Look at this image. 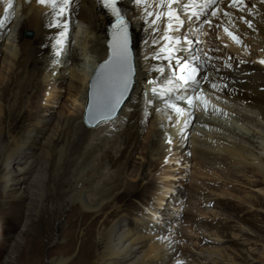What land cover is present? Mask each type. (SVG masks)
<instances>
[{
	"label": "bare ground",
	"instance_id": "bare-ground-1",
	"mask_svg": "<svg viewBox=\"0 0 264 264\" xmlns=\"http://www.w3.org/2000/svg\"><path fill=\"white\" fill-rule=\"evenodd\" d=\"M20 1L24 18H20L18 27L14 26L17 29L12 27V30H16L20 40L25 26L35 27L36 30V46L31 51L30 67L22 70L21 93L29 98L30 105L37 112L22 130L14 131L11 128L15 123L7 122L0 99V184H3L4 193L8 196L13 193L15 199L31 197L24 219L25 228L21 233L32 230V221L40 219L41 205L49 199L52 209L54 201L58 203V208H63L64 203L67 207L76 208L80 224L89 219V225L82 228V243L79 246L82 264H264V235L251 234L252 228L234 224L231 239L243 245L242 250L230 245L229 237L224 235L233 222L227 211L236 208V203L226 195L207 200L211 215L208 224L214 230L202 235L206 249L199 254L198 260L176 256L173 240L163 234L165 226L162 223L167 222L168 211L159 213L156 210L158 205H155V208H147L150 213L143 214L131 207L133 199L122 200L125 194L144 200L155 186V180L145 172V167L156 168L159 162L156 160L165 158L170 161L176 156L208 164L213 172L211 181L214 186L243 179L264 188V144H256L255 140L256 136L260 138L258 140H264V131L256 127L249 130L250 122L257 125L264 123V63H260L264 60V0H236L235 4L233 0H219L212 4L207 0L125 2L123 11L130 19L136 84L130 100L116 118L88 128L83 111L89 79L97 64L108 55V13L102 8L100 0H72L59 16L55 14L58 9L54 10L51 4L41 5L38 0ZM58 2L62 3V0ZM10 3L11 0H5L0 7V23L3 22L0 28L5 26L6 32L11 30V19L15 17V14L3 17L10 12L6 9ZM170 11L173 13L171 19L168 16ZM213 12L216 14L212 15ZM207 13L212 21L219 23L212 32V39L219 42V50H214L220 55L214 58L216 63L207 62L196 52L200 47L192 44L202 43L196 40L200 37L197 20ZM157 16L160 19H156ZM245 20L252 24L251 28ZM75 24L84 28L79 40L81 53L77 50L76 54H69L74 61H69V58L64 61V57L55 59L39 74L37 67L42 61L36 53L42 51L48 36L59 32L65 25L70 29L66 36L62 37L60 33L57 37L63 40L59 54L67 46L66 40L73 33ZM224 28L238 35L242 43L235 42ZM5 46L8 65L14 66L20 50L14 44ZM168 48L172 49V59L165 50ZM78 54L84 57L85 64L76 65L79 64ZM177 58L181 64L189 62L199 69L196 82L184 85L187 89L176 84L169 85V81L161 83L165 74L172 76L174 67L179 75ZM166 65H169L168 69H165ZM56 81L66 82L72 89L74 101L79 104V114L58 122L46 139H41L42 129L48 127L45 126L46 116L40 114L42 107L37 102L40 90L36 91L34 87ZM150 88H155V91L147 101ZM212 94L220 100H215ZM190 96H195L191 104L187 102ZM203 97L224 108L222 114L229 115L227 121L220 120L219 116L212 119L211 111L199 105V98ZM173 104L183 109V113H178ZM143 111L145 117L150 114L151 125L156 132L163 133L161 138L166 142L161 150L156 151L161 138H152L146 148L158 155L157 158L149 159L147 165L128 173L129 155L125 158V154L139 145L138 135L144 129L140 120ZM237 117L249 123L248 129L247 125L244 128L239 124ZM195 121L199 122V126L194 133ZM187 145L189 148H186ZM38 147L41 152L36 154ZM13 162L17 164L16 170L11 168ZM143 179L148 181L140 190L139 183ZM168 188L171 185L167 183L158 186L156 200H162ZM260 200L264 206V194H260ZM152 214L166 215L157 222L161 225L151 222ZM71 234L63 237L61 242L65 244L72 240L74 243ZM17 239L22 245L25 243L24 238ZM65 245H70L66 256L52 257L49 263L68 262L74 245Z\"/></svg>",
	"mask_w": 264,
	"mask_h": 264
},
{
	"label": "rangeland",
	"instance_id": "rangeland-1",
	"mask_svg": "<svg viewBox=\"0 0 264 264\" xmlns=\"http://www.w3.org/2000/svg\"><path fill=\"white\" fill-rule=\"evenodd\" d=\"M4 2L5 0H0V7L4 4ZM6 9L10 12H6L3 15L4 18L10 16L11 14H15V17L11 19L12 22L9 26L11 27V30L6 32V29L4 30L5 26L0 28V99L6 114L5 116L7 122L15 123L14 127L11 129L19 132L26 126V124L31 122L32 116L37 112L36 108L30 105L31 103L29 98L26 97V95L22 96L21 93L22 83L24 80V77H22V70L30 67L31 51L32 48L36 46V30L35 27L33 28L29 25L25 26L21 32L20 40L16 30L14 31V29H17L20 23V18H24V16H22V2L20 0H11V3L6 7ZM197 21V24L200 25L198 28L200 37H197L196 40H201L202 43L194 42L192 44L200 47V49H197L196 52L199 53L201 57L203 56L207 62L210 61L209 63H216L214 58H219L220 55L215 53L214 50H219V42L212 39V32H215L219 23L217 21H212L208 13L200 16ZM209 21H211L212 24L209 23ZM2 23H0V25H2ZM14 26L17 27L15 28ZM75 26L76 27L73 29V33H71V36L66 40L69 45L67 43V46L65 47L66 49H62L63 53L61 50L58 54L59 50L63 46V43L58 44L57 37L61 33V30L65 29V26H62L59 32L55 31L48 36L42 51L36 53L39 59L42 61L37 67L39 74L45 70L46 66L49 63H52L55 59L64 57V61L68 58L69 61H72L74 57L69 56V54H76L77 52L75 51L77 50L81 53L82 49L80 47L79 40H81V32L84 28L82 25L80 26L75 24ZM12 27L14 28L13 30ZM29 32H31L30 35H28ZM68 32L70 33V29H67V33ZM210 42H212V45ZM5 43L14 44L20 50L14 66L8 65V50L5 46ZM22 43L23 47L21 49ZM78 58L79 64L77 63V66L80 64H85V60H83L84 57L81 54H78ZM167 68H169L168 65H166L165 69ZM164 76L169 77L168 74H165ZM170 78L167 79L169 80ZM162 81L166 82L164 78L163 80L161 79V82ZM41 85L43 87H41ZM152 87L154 86L152 85ZM34 89L36 91L40 90L37 102L42 107L40 114L46 116L45 126L47 125L48 127L47 129H42L43 134L39 135L41 139H46L49 133H51V130L55 129L58 122L79 114V104L74 101V92L66 82L63 83L61 81H56L52 84L41 83L35 86ZM153 89L155 88H150V91H147V101L150 100ZM212 96L215 98V100H220V97H216L214 94H212ZM199 99V105L202 108L206 107L207 110L211 111L212 114H210L212 119H214L213 116L217 119L219 116V119L223 121L228 118L229 115L222 114L224 113L222 110L224 108L220 107V105H217L214 101H211L205 97ZM145 114L146 113L144 111L140 113V120L143 123L144 129L142 133L138 135L139 145L133 151L131 150L130 153L125 154V158L127 155H129V160L127 162L129 165L127 169L128 173H130L134 168L147 165L149 159H155L158 156L150 153L147 150L146 145L150 144L152 138H155L156 136L161 138L163 133H158L154 130L153 124L151 125L152 121L150 114L146 117ZM236 120H238L239 124H242L244 128L247 125L246 128L248 129L249 123H247V121H244L238 117ZM206 124L210 125L209 123ZM198 126L199 122L195 121L193 124L194 133L197 132V129L195 128ZM255 127L258 128V130L264 131L263 122H260V125H257L256 122H254V124L253 122H250L249 130L252 131V129ZM218 128L225 133H229L227 130L221 129L220 127ZM10 135L11 134H9V136ZM237 137L238 139H241V137ZM258 138V136L255 138V140L257 139L256 144H264V140H258ZM8 140H11V136L8 137ZM165 142L166 139L161 138L159 145H157L156 151L161 150L163 143ZM186 148H189L188 145ZM40 152L41 148L38 147L36 154H39ZM156 161H159L157 162L156 168L148 166L145 167V172L155 180V186L151 188L150 192L147 194V197L140 201L137 200L139 196L137 198H133L131 195L125 194L122 200L124 199L126 201L133 199L132 203L130 204L133 205L131 207L135 208L138 212H142L143 214L150 213L147 208H155V205H158L156 210L159 211V213L165 210L169 212L167 216L164 214H152L153 218H150V220L156 224L162 219V217L166 216L165 220L167 222L162 223L165 226L163 229V234L166 235L167 238L170 237L169 240H173L172 245L176 249V256L183 257L185 260H198L199 254L205 251L206 242L202 239V235L205 233L209 234L210 231L213 232L212 230H214V228L212 229L208 224V219L211 215L207 200L212 197L216 198L226 195L231 200H233L234 203H236L235 210L232 209L231 211H227V214L229 217H231L233 222H231L230 227L224 231V235L227 238L229 237L227 240L230 245H233L234 247L236 246V248L239 250L243 249V245L236 243L231 239V231L234 224L242 225L247 229L252 228L253 231H250L251 234L256 233L257 236L264 235V206L260 204V194H264V188L257 186L252 181H243V179L241 181L238 180L237 182H234L233 180V183L228 182V184L225 185L221 184L220 186H214L211 181L213 172L211 171L210 167L208 164L206 165V163L197 159L195 160L191 158L190 160L185 159L182 156H176L175 159L170 161H167L165 158H161ZM11 168L16 170L17 164L13 162ZM31 178H33V174ZM147 181V179H143L139 183L140 190L146 186ZM163 183L170 184L171 188H168L162 197L163 199L158 201L155 198L157 194L156 189ZM237 185L241 188L239 189ZM32 192L31 194H33ZM12 194L10 196L5 194L3 184H0V264H10L6 255L9 250L12 251L13 249H15L14 252L16 254L18 253V255L17 259L15 258L12 260V264H51L49 263L50 258L66 256L69 250L68 247L70 245L68 246L65 244L74 245L72 249L73 254H71V257L66 264H82L79 246L82 243V228H84L86 225H89V219H86L83 222L84 224H80L76 208L72 209V207H69L70 205L67 207L65 203L63 208H58V203L52 200L55 203V207L52 209L53 204L49 199H47L41 205L40 219L32 221L33 223L30 225L32 230L30 232L25 231L24 234L21 233V231L25 228L24 219L27 217V211L29 208L28 204L31 200V197H27L24 200H19L13 198L14 196ZM238 202H241L240 204H242V206ZM242 211L244 212L243 215L240 214L243 213ZM82 224L84 225L83 227ZM157 224L161 225V223ZM69 233H72L71 235H73L74 243H72V240L69 241V243H62L61 240L63 237H68L67 235ZM19 237L25 239V243H23V245L21 242H19V239H17ZM92 255L93 253L91 252V256Z\"/></svg>",
	"mask_w": 264,
	"mask_h": 264
},
{
	"label": "snow or ice",
	"instance_id": "snow-or-ice-1",
	"mask_svg": "<svg viewBox=\"0 0 264 264\" xmlns=\"http://www.w3.org/2000/svg\"><path fill=\"white\" fill-rule=\"evenodd\" d=\"M41 5L51 4L53 9L56 11V15L59 16L65 12L66 8L71 5L72 0H62V3L58 0H38ZM146 0H135L136 4L145 3ZM175 2V0H170ZM209 4L215 3V0H207ZM103 6L108 8L113 15L116 17V25H114V31L112 34V40L110 41L111 55L103 60L99 64L98 70L96 71L94 78L90 83V99L87 104V119L91 124L93 122L100 123L109 121L115 115L118 106L124 101L125 97L129 93L133 85V78L135 76V67L133 65V57L130 48V39L128 35V24L121 14L120 8L117 7L118 0H102ZM236 3V0H233ZM147 11V9H145ZM218 11V9H217ZM216 13L213 12L212 15ZM169 18L173 17V13H168ZM156 19H160L159 16ZM178 19V16L176 17ZM180 23H183L182 21ZM211 23V21H209ZM245 23L249 28L252 24L245 20ZM224 31L237 43H242L240 37L234 32L229 31L228 28H224ZM67 35V25H65V31L61 32V36ZM166 39H169L166 37ZM58 44H62L63 40H58ZM169 53V58L172 59V49H165ZM176 63L180 65L179 75L177 69H172L173 77L178 76V80L182 81L183 84H177L176 80H170L169 85L176 84L177 87L188 85L189 82H196V75L199 69L189 62L183 64L177 58ZM264 63V60L260 61ZM160 71H163L160 69ZM213 88L216 85H212ZM171 90V89H168ZM155 91V89H153ZM193 99H189L188 103L191 104ZM178 113H183V109L177 107L175 104L172 105Z\"/></svg>",
	"mask_w": 264,
	"mask_h": 264
},
{
	"label": "water",
	"instance_id": "water-1",
	"mask_svg": "<svg viewBox=\"0 0 264 264\" xmlns=\"http://www.w3.org/2000/svg\"><path fill=\"white\" fill-rule=\"evenodd\" d=\"M31 34V32H29L28 33V35H30ZM109 55H111V47H110V43H108V55L105 57V58H107ZM132 57H133V65H134V67H135V76H134V78H133V85H132V88L130 89V91H129V93L127 94V96L125 97V99H124V101L118 106V108H117V111H116V113H115V115L113 116V117H115L117 114H118V112L121 110V108L124 106V104L127 102V100L129 99V97H130V95H131V93H132V91H133V89H134V87H135V82H136V62H135V59H134V56H133V54H132ZM105 58H103L99 63H98V65L96 66V68H95V70H94V73H93V75H92V77H91V79H90V81H89V85H88V89H87V103H86V113H85V122H86V124L88 125V126H90V127H95V126H97L99 123H95V122H93V123H89L88 122V119H87V104H88V102H89V99H90V83H91V81H92V79L94 78V75H95V73H96V71L98 70V66H99V64L100 63H102L103 62V60L105 59ZM101 123V122H100Z\"/></svg>",
	"mask_w": 264,
	"mask_h": 264
},
{
	"label": "built area",
	"instance_id": "built-area-1",
	"mask_svg": "<svg viewBox=\"0 0 264 264\" xmlns=\"http://www.w3.org/2000/svg\"><path fill=\"white\" fill-rule=\"evenodd\" d=\"M14 251H15V249H13L12 251L9 250L7 255H6V257H8L7 259H9L10 264H12V260H14L15 258L17 259L18 253L16 254Z\"/></svg>",
	"mask_w": 264,
	"mask_h": 264
}]
</instances>
